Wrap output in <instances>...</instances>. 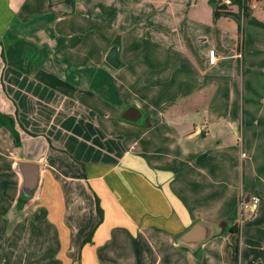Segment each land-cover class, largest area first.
<instances>
[{
  "label": "crops",
  "instance_id": "obj_1",
  "mask_svg": "<svg viewBox=\"0 0 264 264\" xmlns=\"http://www.w3.org/2000/svg\"><path fill=\"white\" fill-rule=\"evenodd\" d=\"M230 2L0 0V264H236L238 248V264H264V126L234 132L253 112L245 82L264 99V28L240 27ZM247 27L258 45L242 49ZM93 36L120 38L119 69L86 53ZM133 105L142 126L118 121ZM18 162L43 166L29 204ZM243 196L260 202L242 211ZM200 220L223 233L178 247Z\"/></svg>",
  "mask_w": 264,
  "mask_h": 264
},
{
  "label": "water",
  "instance_id": "obj_2",
  "mask_svg": "<svg viewBox=\"0 0 264 264\" xmlns=\"http://www.w3.org/2000/svg\"><path fill=\"white\" fill-rule=\"evenodd\" d=\"M52 9L61 15L74 12V7L71 4V1L57 4L53 6ZM79 40L78 37L72 38L71 45L75 46ZM105 61L113 69L117 70L121 67L122 61L120 58V47L118 45L113 44L109 48ZM142 117V111L135 105L130 106L121 115V119L129 123H138ZM15 171L21 176L19 197L27 198V204H29L33 201L35 193L41 186L43 166L39 163L33 162H18L15 165ZM223 226L224 225L221 223H210L200 220L178 237L176 245L191 252H197L204 244L221 235L224 231Z\"/></svg>",
  "mask_w": 264,
  "mask_h": 264
},
{
  "label": "rangeland",
  "instance_id": "obj_3",
  "mask_svg": "<svg viewBox=\"0 0 264 264\" xmlns=\"http://www.w3.org/2000/svg\"><path fill=\"white\" fill-rule=\"evenodd\" d=\"M253 1H255V0H247V3H248V5L250 6L252 3L251 2H253ZM260 6L261 7H263L264 6V0H261L260 1ZM246 21V20H245ZM245 21H243V23H245ZM244 26L242 27V34L244 33ZM253 30V29H252ZM251 29L249 30V27H247L246 28V31H247V38H242L241 39V47H242V49H243V47H245L246 48V46L247 45H258L256 42H255V39L256 38H251L250 37V35H251V33L250 32H253ZM238 32V31H237ZM250 38H251V40H250ZM117 39V38H116ZM113 44H111V46H112ZM95 48H100L99 50H101L102 51V53L103 52H107V50H109L108 49V44H106V42L104 41V40H102L100 37H92L91 39H90V41H88V42H85V51H87L86 53H88V52H91V51H95ZM247 49V48H246ZM243 64H246L245 66H247L248 64L247 63H243L242 62V68H243ZM105 66L106 67H108L106 64H105ZM249 66V65H248ZM109 68V67H108ZM112 70V69H111ZM112 71H114V70H112ZM242 71H243V69H242ZM254 71L256 72V71H260L259 70V66L257 67H255L254 68ZM248 76V75H247ZM251 76H253V77H257V78H259L258 77V75H255V74H253L252 73V75ZM258 81L259 80H257V81H254V83H252V82H250L249 84H247V82H245V87H244V91L242 90V98L244 97V102H245V105L247 106L249 103H253V104H249L250 105V107H253L252 108V111L254 112H247V114L245 115V119L244 120H242V122H241V124L240 125H238L235 129H234V132H258L259 131V127L257 126V123H258V121H260V123H261V126H262V128H263V126H264V102H263V100H260V99H258L260 96L258 95L259 93H261V89H262V86H261V84L258 86ZM254 85V86H253ZM242 102H243V99H242ZM263 103V104H262ZM119 108H117V110H118ZM120 112L119 113H121L122 114V112L123 111H125L126 110V106H124V107H120ZM260 110H262L263 111V117L262 118H258V113H259V111ZM261 111V112H262ZM120 114V115H121ZM255 120V125H251V122L250 121H252V120ZM260 119V120H259ZM146 120V115L139 121V123L140 124H132V123H128V122H124V121H122L121 119H120V117H118V121H121V122H124V123H127L129 126H132V127H134V126H137V127H139V126H142V124L144 123V121ZM172 123L174 124V127H175V129L178 131V127L179 126H182L181 125V123H182V121L181 120H176V121H172ZM262 131V130H261ZM179 132V131H178ZM248 212V211H247ZM255 226H257V224H254ZM244 228H245V226L243 225V232H244ZM248 229V228H247ZM246 229V230H247ZM245 230V239H247L246 237H249V233L247 232ZM253 234V233H252ZM252 237V236H251ZM239 244H241V241H240V243H238V247H240L239 246ZM238 252H240V250H239V248H238ZM199 254H201V253H199ZM263 261V263H264V258L262 259Z\"/></svg>",
  "mask_w": 264,
  "mask_h": 264
},
{
  "label": "trees",
  "instance_id": "obj_4",
  "mask_svg": "<svg viewBox=\"0 0 264 264\" xmlns=\"http://www.w3.org/2000/svg\"><path fill=\"white\" fill-rule=\"evenodd\" d=\"M230 1H231L230 2L231 5L237 6L238 12H233L232 10L228 11L227 8L224 7V8H222V11H225V12H222V13H224L225 15L235 19L240 24V27L242 26V16L244 15V21L247 20L251 25L264 28L263 22H260V21L256 20L255 18H251L250 6L248 5L247 0H230ZM219 13H221V12H219ZM113 44L118 45L120 47V38L117 37V39H115L113 41ZM149 126H147V127H149ZM24 200H25V202H28L27 198H25ZM98 213L100 215V220L102 221L103 211L100 207L99 201H98ZM230 231L233 233H236V232L239 233V229L237 226L232 227L230 229ZM234 259H235L236 264H238V249H236Z\"/></svg>",
  "mask_w": 264,
  "mask_h": 264
},
{
  "label": "built area",
  "instance_id": "obj_5",
  "mask_svg": "<svg viewBox=\"0 0 264 264\" xmlns=\"http://www.w3.org/2000/svg\"><path fill=\"white\" fill-rule=\"evenodd\" d=\"M244 21V15L242 16V24ZM218 62V56H217V52L215 50H211L209 52V63L211 65H216ZM260 202V198L259 197H252L250 200H248V197L246 198L245 196H243L241 198V210L242 211H247V210H252L254 206H256L258 203ZM243 223H241V227L239 229V234L242 237L243 235Z\"/></svg>",
  "mask_w": 264,
  "mask_h": 264
}]
</instances>
